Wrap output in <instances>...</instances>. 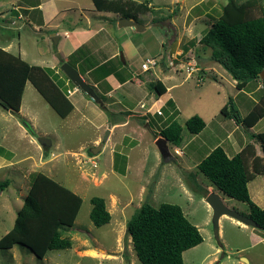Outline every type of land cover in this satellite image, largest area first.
Masks as SVG:
<instances>
[{
  "label": "rangeland",
  "instance_id": "rangeland-1",
  "mask_svg": "<svg viewBox=\"0 0 264 264\" xmlns=\"http://www.w3.org/2000/svg\"><path fill=\"white\" fill-rule=\"evenodd\" d=\"M229 1L142 0L144 5L133 11L142 18L141 23L150 25L169 20L167 17L171 16L177 37L173 40V31L160 26L143 33V52L139 51L130 60V66L127 64L125 67L126 74L139 72L141 80L145 81L140 83L139 91L134 92L132 98L126 89L122 90L128 96L127 107L129 99H132L131 112L122 108V104H112L116 101L114 97H107L103 105L113 117L110 118L89 98L86 104L85 101L77 102L76 95L69 101L77 109L63 119L30 82L25 88L23 105L27 119L31 120H28V125L33 123L35 128H25V119L16 116L12 119L4 109L0 115V156L16 164L10 170L0 168V184L9 181V186L0 190V238L13 227L17 212L23 205L22 197L27 196L32 176L36 173L51 176L79 195L83 204L74 226L63 229L64 237L72 241L70 249L53 250L44 259H39L28 248L16 245L12 249H0V264H141L127 234V223L146 202L155 207L164 203L180 206L188 220L199 229L203 243L183 254L185 264H264V230L244 227L235 219L222 216L219 238L216 236L213 210L206 202L209 193H218L229 209L245 216L250 209L247 203L230 199L211 186L197 167L206 153H210L237 127L240 129L235 135L248 142L252 140L259 154H264L245 125L238 126L235 121L221 115L229 97L235 98L244 117L254 109H264L260 101L264 96V83L253 81L245 90H237L230 74L210 60L211 50L200 44V39L219 19ZM235 1L239 4L255 2L252 17L262 16L264 0ZM135 2L139 4L138 0ZM81 3L92 4L91 0H81ZM15 29V26H9L3 35L17 36L21 33L23 44L34 57L39 52L52 51L48 41L34 35V30L19 32ZM171 40L173 42L169 44ZM149 58H156L159 64L148 72H142L141 65ZM31 59L27 62L31 63ZM49 59L50 55H46V60ZM93 60L99 61L100 58ZM116 62H122L121 56ZM69 64L75 65L74 58L69 59ZM195 66L200 70L189 74L188 68ZM48 67L51 69V65ZM56 72L59 75L54 76ZM50 73L55 80L62 76L60 67ZM159 82L163 92L166 90L161 95L150 86L157 83L160 88ZM62 89L68 95L67 90L74 87L65 83ZM98 90L106 92L102 85ZM168 96L171 97L168 101L173 100L179 110L175 105L169 109L168 101L164 102ZM158 111L163 112L162 115ZM31 115L36 117V121L30 118ZM196 115L203 117L204 121L215 120L214 129L219 121L224 122V127L222 131L204 130L193 143L194 146L200 144L201 150L194 152L189 142L197 135L188 131L186 122ZM108 118L110 123L112 120L123 125L115 127L110 139L104 142L107 132L100 125H105ZM170 120L182 126L183 142L180 147L167 142L168 154L162 157L156 141L162 137L160 131ZM17 123L26 129H21L19 135H16ZM255 131L264 132V119ZM6 132L10 134L5 135ZM39 138L49 139L51 146L42 147ZM98 138L103 139L105 148L94 155L90 150L99 146L93 144ZM94 197L106 201L112 216L110 223L102 227H96L90 219L91 199ZM242 258H246L248 263Z\"/></svg>",
  "mask_w": 264,
  "mask_h": 264
},
{
  "label": "trees",
  "instance_id": "trees-1",
  "mask_svg": "<svg viewBox=\"0 0 264 264\" xmlns=\"http://www.w3.org/2000/svg\"><path fill=\"white\" fill-rule=\"evenodd\" d=\"M92 1L99 12L120 13L123 18L135 20L139 19L133 11L136 7L144 5L132 0ZM255 5V2L239 4L230 0L224 6L219 19L200 39L204 49L211 50L210 60L230 74L239 91L245 90L253 81L264 83L260 78L264 71V9L262 16L252 17ZM167 19L171 20L172 17ZM80 51L82 52L81 49L75 52L71 58L78 56ZM116 59H119V56ZM116 59L89 65L92 77L106 89L103 93L91 85L102 101L97 104L110 118L113 117L103 105L104 98H107V93L112 90L106 78L115 75L122 84L132 78L125 73L127 64L123 61L116 62ZM59 65L61 69L62 63ZM50 72L52 69L30 66L19 57L0 49V106L18 115L26 84L30 82L61 118H67L74 106L62 88L66 82L74 88L76 86L62 71L63 79L58 80H55ZM156 84L151 83L150 86L154 87L159 95L166 91L161 89V82L158 83L160 88ZM260 101L264 105V96ZM167 104L169 109L174 108L172 100ZM221 115L225 119L235 121L238 126L245 125L249 130L264 117V109H254L247 117H242L234 98L229 97L221 109ZM111 123L113 126L117 124L112 120ZM186 127L191 134L198 135L205 129L206 123L196 115L186 122ZM182 131L179 123L170 120V123L161 129L160 136L175 147H180L183 142ZM251 138L260 144L264 152V133L251 134ZM197 167L211 186L230 199L247 203L250 209L247 216L257 222L258 229L264 230V209L252 201L248 188L255 175L264 173V168L259 170L255 160L251 164L245 153L230 158L221 146L215 147ZM8 186L7 180L0 184V190ZM82 204L83 200L79 195L49 176L43 173L34 174L13 227L0 238V249L8 250L21 245L39 259H44L47 253L53 250L70 249L72 241L64 237L63 229L74 226ZM91 204L93 208L90 219L93 224L102 227L110 223L112 216L106 201L94 197ZM127 234L141 264H185L183 254L203 243L199 229L188 220L182 208L167 203L159 207L144 203L128 221Z\"/></svg>",
  "mask_w": 264,
  "mask_h": 264
},
{
  "label": "crops",
  "instance_id": "crops-1",
  "mask_svg": "<svg viewBox=\"0 0 264 264\" xmlns=\"http://www.w3.org/2000/svg\"><path fill=\"white\" fill-rule=\"evenodd\" d=\"M91 2L92 4L88 6V3L86 5H83L81 3V0H0V49L15 57H19L30 66H38L49 69L48 65H51L50 68L55 71H58L60 66L59 64L61 63L57 58V55L55 56L56 53L61 56L63 62L69 63V59L71 58V56L79 49H81L82 52L80 51L81 53L74 58V68L79 71V73L87 83L98 88L99 82H96L92 77L89 65L92 62L96 64H102L107 60H115L118 56H122L123 62L130 66V60H133V58L138 55L139 51L143 52L144 32L137 33L135 30L129 27L120 28L119 22L121 19H123L120 13L99 12L95 8L92 0ZM138 2L139 4H141L142 0H138ZM150 5L151 4L149 3L148 6ZM138 19V22L141 23L140 20H142V18L138 16ZM143 25L148 26L146 25V23ZM9 26H15V28H17L15 30H18L19 32L21 30L24 31L27 29H32L31 32L34 30V35L41 36L44 41H48L49 49H51L52 51L42 54L39 52L34 57L32 53H29V50L23 44L21 33L17 36L3 35V31L8 30ZM56 38L58 39L57 43L54 42ZM51 45L57 47L50 48ZM45 54L50 55L51 59L46 60ZM89 57L91 58L89 59ZM96 57H99L100 60L94 61L93 58ZM30 59L31 63H28L27 61H30ZM82 66H84V69H82ZM55 74L59 75L58 72H56ZM134 74H131L130 76L132 78L123 84L120 83L115 75H110L106 78L107 83L112 88V90L107 93L106 96L108 98L114 97L116 101L112 104H122V108H126V111L128 110V112H131L130 110L133 108L131 106L133 102L132 99H129L130 104H128L129 107H127L126 104L128 102V96L127 93L122 90L126 89L127 92H129L128 94H130L129 98H132L133 93L139 91L138 89L140 83L145 82L141 80V74L139 72L135 75ZM60 79H63V77L60 76ZM147 80L148 79H146V81ZM232 83L236 85V82L234 80L232 81ZM28 84L29 83L27 82L26 87ZM67 91L71 92L68 94V99L77 95L75 98L77 102L81 103L82 101H85V104L88 102V97L81 91H78L76 88L69 89ZM165 95H168V93L166 92ZM23 98L24 97H22L21 109L18 115H13L9 111H6V114H8V116L12 119H14L15 116L19 119H25L26 122L24 121V123L28 125L29 121L31 122V120L27 119V115L25 114ZM170 98V96L164 98V102H167ZM141 104H143V102L140 103V106ZM174 105L176 109L179 110L175 102ZM73 106L74 110L72 111V113L75 112V109H77L74 103ZM100 109L102 110L101 107ZM122 111H124V109ZM102 112L106 113L103 110ZM3 113L4 109H2V107L0 106V115H2ZM242 117L244 116L242 115ZM30 118L36 121V117L34 115H31ZM263 119L264 117L260 119L254 127L248 130L250 135L261 134L257 133L255 129L261 122H263ZM205 123L206 127L204 130L213 129L214 131H222L224 127L223 121H221V123L219 121V124L216 125L215 129L213 127V125H215L216 123L215 120H205ZM109 125H111L110 128ZM122 125L123 123H117L113 126L108 118L105 125L101 124L100 126H103L105 132L110 129V134L108 137V139H110L111 134L116 129L115 127H120ZM30 126L32 128H35V125L33 123L32 125L30 124ZM15 129L18 130L16 131V135L20 134L21 129H23L24 131L26 130L24 126H22L21 128L18 123L16 124ZM239 129L240 128L237 127L236 130L230 131L226 135L225 139H222L218 142L217 146L223 147L230 158L234 157L237 154L245 153L246 155H248L249 162H251L252 164V161L255 160L259 167V170H262L264 168V154H259V152L254 147V142L252 140L248 142L245 139L243 140L240 137H237L235 133ZM202 132L200 134H202ZM9 134L10 133L6 132L5 135ZM200 134H198L196 138H194V140H191L189 142V144L193 146L192 148L195 150L194 152L201 150L200 144H197L195 146L193 144L196 141L195 139H197ZM102 140L103 139L98 138L94 141L93 144H102ZM104 148L105 145L103 147V150ZM208 154L209 153H206V156ZM15 164L16 163L11 161V159H6L0 156L1 169L10 170L11 167ZM248 188L252 201L260 208L264 209V173L255 175L253 180L249 182ZM24 197L25 196H23L22 198ZM237 224L248 227L238 221Z\"/></svg>",
  "mask_w": 264,
  "mask_h": 264
},
{
  "label": "water",
  "instance_id": "water-1",
  "mask_svg": "<svg viewBox=\"0 0 264 264\" xmlns=\"http://www.w3.org/2000/svg\"><path fill=\"white\" fill-rule=\"evenodd\" d=\"M178 1L181 2L183 0H178ZM158 26H160L161 28H166L171 32L173 31L172 39L173 40L176 39L177 30H176V27L174 26V24L170 20L152 23L148 26L141 24L140 22H138L135 19H128V18H123L119 22L120 28L129 27V28H132L133 30H135L137 33H143L152 27H158ZM54 42L57 43L58 39L56 38L54 40ZM172 42H173L172 40L169 41V44H171ZM57 58L62 63L61 71L76 86V89L78 91H81L86 96H88L93 102L101 103L102 101L99 98V96L97 95L95 89L83 79V77L81 76L79 71L76 68H74L73 66H71L69 63L63 62V59L61 58V56L59 54H57ZM121 59L123 61L122 56H121ZM260 78L262 80H264V71L261 73ZM24 126L27 129L31 128L29 125H27L25 123H24ZM110 127H111V125H109V128ZM109 134H110V129L107 130L106 137L103 140L104 142L107 141ZM38 142L42 147H50L51 146V141L47 138H39ZM156 146H157L158 150L160 151V154L162 155V157H165L168 154V146H167V141L165 138L160 137L159 139H157ZM103 147H104L103 144H99V146L91 148L90 152L94 155H97L100 152H102ZM206 202L213 210V224H214L215 234L218 238H219V222H220V218L222 216H229V217L237 220L238 222H240V223H242L248 227H253V228H257V229L259 228L257 222H255L249 216H245L243 214H240L239 212H236L234 210L229 209L224 204L220 195L216 192L209 193V195L206 197ZM242 259L248 263V260L246 258H242Z\"/></svg>",
  "mask_w": 264,
  "mask_h": 264
},
{
  "label": "built area",
  "instance_id": "built-area-1",
  "mask_svg": "<svg viewBox=\"0 0 264 264\" xmlns=\"http://www.w3.org/2000/svg\"><path fill=\"white\" fill-rule=\"evenodd\" d=\"M158 64H159V61L156 58H149L142 63L141 68H142L143 72H148V71L156 68L158 66ZM194 68H195V70H193ZM194 68H192V69L188 68L190 70L189 74H192L193 71H199L200 70V68H198L196 66ZM69 93H71V92H69ZM143 107H145V106L143 105ZM148 113H151V111H148ZM157 113L159 115H162V112L158 111Z\"/></svg>",
  "mask_w": 264,
  "mask_h": 264
},
{
  "label": "flooded vegetation",
  "instance_id": "flooded-vegetation-1",
  "mask_svg": "<svg viewBox=\"0 0 264 264\" xmlns=\"http://www.w3.org/2000/svg\"><path fill=\"white\" fill-rule=\"evenodd\" d=\"M138 21V20H137ZM152 24V23H151Z\"/></svg>",
  "mask_w": 264,
  "mask_h": 264
}]
</instances>
